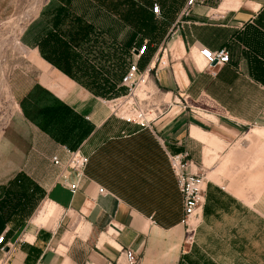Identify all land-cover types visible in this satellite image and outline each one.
<instances>
[{
  "label": "rangeland",
  "instance_id": "374dc122",
  "mask_svg": "<svg viewBox=\"0 0 264 264\" xmlns=\"http://www.w3.org/2000/svg\"><path fill=\"white\" fill-rule=\"evenodd\" d=\"M182 1L0 0V133L18 115L11 88L20 81L32 83L41 72L38 64L29 57L32 50L36 49L54 72L63 74L77 89L84 90L63 72L68 58L66 53L70 58L73 53L78 54L105 78H111L112 73L119 71L116 63L120 60L130 62V52L143 43L154 55L160 50V56L165 50L170 59L169 47L175 42L171 59L176 61L183 52L180 41L189 40L184 34L185 25L181 23L184 15L179 16L173 10ZM154 3L162 10L160 18L149 12ZM252 27L251 35L256 42L259 36H264V20L259 26ZM88 39L89 42L97 41L91 56L85 52L83 42ZM241 42L239 32L233 42L221 47L229 53L227 65L212 72L207 68L199 72L192 69L195 76L182 91L176 86L166 90L159 85V91H155L150 79L140 89L143 92L139 90L136 94L142 108L154 109L157 116L169 114L167 119L170 120L177 114L191 115L210 121L215 117L225 127L235 128L237 134L230 137L228 132H223L219 140H213L209 145L191 144V148L183 152L188 154L184 158L189 166L187 173L202 180L203 191L200 192L202 201L197 205L199 209L187 224L182 223L184 215L179 193L176 205L168 201L166 209L170 217H178V224L184 229L178 264H264V206L251 205L264 188V133L260 136L247 134L253 128L264 129V63L259 62L257 47L256 54L250 55L249 69L243 76L242 55L248 49ZM39 47L54 65L39 53ZM164 61L167 67V60ZM112 84L119 89V82L112 81ZM42 89L48 93L44 87ZM34 91L33 88L31 92ZM167 93L169 96L163 102ZM48 96L49 93L41 95L40 106L50 102ZM169 97L170 103H167ZM191 121L198 120L191 118ZM30 122L39 128L38 121ZM158 136L155 129L138 132L112 121L97 136L100 139L97 146L93 145L89 173L103 188L126 201L147 207L158 204L160 201L153 195L156 184L147 175L149 168H155L150 173L165 183L163 177L172 175L165 156L168 151L184 150L181 146L172 150L171 145H163ZM141 150L152 152V157L148 158L150 163L140 164H147L148 171L143 173L135 167L139 166ZM51 152L53 149L46 155L39 154L35 166L27 167L30 176L23 171L19 173L38 187L31 178L36 177L33 174L36 170H47L51 166ZM25 193L19 207H7L9 214L26 215L27 218L40 212L43 216L56 215L52 204L43 206V189H29ZM3 195L2 191L0 198ZM164 224L173 222L168 220Z\"/></svg>",
  "mask_w": 264,
  "mask_h": 264
},
{
  "label": "crops",
  "instance_id": "0c3cea01",
  "mask_svg": "<svg viewBox=\"0 0 264 264\" xmlns=\"http://www.w3.org/2000/svg\"><path fill=\"white\" fill-rule=\"evenodd\" d=\"M186 3L184 0L173 9L179 16L184 15L181 23L185 25L184 34L189 36L188 41H180V47L183 48L181 57L176 61L171 59L174 42L169 47L170 59L166 57V51L162 57V62L167 60V67L160 65L157 68L155 62L160 57V50L154 55L149 47L138 62L140 70L148 64H155L158 80L151 81L155 91H159L158 85L166 90L173 86L181 91L187 88L191 84L190 79L195 76L192 69L199 72L205 68L204 63L201 67L196 64L199 59L198 48L204 46L210 50L220 49L223 45L233 42L239 32L242 45L248 49V52L242 55V75L245 76L246 69H249L250 55L256 54L257 47L259 62L264 63V36H259L255 42L254 36L251 35L252 26H259L264 20V0H205L191 7H187ZM166 21L170 23L167 17ZM180 47L178 46V49ZM32 52L29 57L38 64L41 72L32 83L20 81L19 85L15 84L11 88L18 115L12 118L0 133V193L8 187L12 176L21 171L29 175L28 168L35 166L34 162L39 154L46 155L53 149L50 156L57 154L65 159L59 148L61 145L54 143L35 123L28 121L20 109V102L36 84L44 87L49 93L50 102L45 106L57 100L85 120L88 118L86 121L93 126V132L82 143L81 150L89 157V163L93 148L100 141L97 136L112 123L108 121L110 113L107 106L102 104L99 98L82 88L77 89L75 83L66 76L54 72L51 66L40 58L36 49ZM214 69L217 67L208 71L212 72ZM169 93L162 99L163 102H166L164 100H167ZM170 98L167 103H170ZM168 116L169 114L160 113L152 123V129H155L163 145H171L172 150H178L180 146L184 149L178 152L168 151V154L187 152L196 144L209 145L213 140L222 138L223 132H228L230 137L237 135L235 128L225 127L221 120L215 117L210 121L179 114L168 120ZM191 118L198 121H191ZM125 127L136 129L134 125ZM145 130L148 129L138 132ZM250 133L260 136L264 129L253 128L247 134ZM140 152L141 160L139 166L135 167L143 173L148 171L146 165L150 163L148 158L152 157V152ZM165 157L168 159L167 155ZM145 163L147 164L140 165ZM167 163L170 169L168 160ZM88 166L86 177L80 182L79 191L74 195L55 183L58 169L52 165L47 170H36L33 173L36 177L31 179L45 192L43 203L52 204L56 211L54 217L45 214L40 225L32 222L36 214L27 218L26 215H12L9 210L0 209V235L4 236L5 243L9 245L0 253V264H126L124 250H130L134 254L137 264H178L184 229L178 224V217H170L166 209L168 201H173L175 205L178 202V189L173 173L171 177H163V183L158 181L156 175L150 173L154 172L155 168H149L147 175L157 188L153 195L160 202L147 207L126 201L103 188L89 173ZM99 188H103L106 193L98 194ZM2 199L3 197L0 202ZM13 202L14 200L6 205L10 207ZM251 205L264 206V188ZM168 220L173 224H164Z\"/></svg>",
  "mask_w": 264,
  "mask_h": 264
},
{
  "label": "built area",
  "instance_id": "2783aa9c",
  "mask_svg": "<svg viewBox=\"0 0 264 264\" xmlns=\"http://www.w3.org/2000/svg\"><path fill=\"white\" fill-rule=\"evenodd\" d=\"M204 1L187 0L186 5L187 7H191ZM150 12L155 18L161 17L160 6L156 3L150 7ZM146 51L147 44L143 43L130 52L131 61L120 82V86L125 87L127 93L124 96L107 101L100 100V102L107 106L110 117L142 129L150 130L152 129V123L157 117L156 112H153L154 109L142 108L136 94L140 89L145 87L148 78L153 82L158 80L157 68L160 65H166V63L162 62V57L165 54V50H163V53L155 62L157 68H155V64H148L140 70L138 62ZM198 55L204 61V67L207 69L213 67L220 68L229 63V53L225 48L210 50L201 46L198 48ZM213 62H215V66L212 67L211 64ZM59 148L64 154L65 159L63 160L57 154L52 155L49 159L51 165L58 169L55 183L68 190L71 195H74L79 191L80 182L86 177L85 169L89 157L82 152L80 147L70 150L67 146L61 145ZM187 156V153L167 154L168 162L182 199L184 215L182 223L186 224L187 221H191L196 215V211L199 209L197 205L202 201L200 192L203 191L202 180H199L192 173H187L189 166L185 162L186 160L184 161V158ZM105 193L106 191L103 188L98 189V194L103 195ZM7 246L9 245L5 243L4 236L0 235V251L4 252ZM124 258L126 264H137V258L130 250H124Z\"/></svg>",
  "mask_w": 264,
  "mask_h": 264
},
{
  "label": "trees",
  "instance_id": "16d2710c",
  "mask_svg": "<svg viewBox=\"0 0 264 264\" xmlns=\"http://www.w3.org/2000/svg\"><path fill=\"white\" fill-rule=\"evenodd\" d=\"M150 14L154 17L151 12ZM75 21H78V19H76ZM83 42L85 45V52L88 53L89 56L93 55L92 52H95L96 50L95 45L97 41L95 39H92L89 42L88 39V42H85V40ZM38 50L39 53L41 52V54H43L40 47ZM65 55L68 58L65 59L66 69L63 72L70 78L75 80L77 83H79L81 86H83L92 96L107 98L108 100H111L124 96L127 93L125 87L120 86L119 89L116 90V87L114 84H112V81L119 82L120 84L121 79L125 74L130 62H125V59L120 60L118 63H116V68H118L119 71L112 73L111 78H105L102 74H99L97 71H95V69L87 60L84 61L83 59H81L78 54L73 53V56L71 58L69 57L68 53H66ZM44 58L49 63L53 64L52 61L46 56H44ZM74 69H76L75 73H73ZM34 90V92L26 95L20 102V107L22 109L24 117L29 121H38L39 129L47 136H49L53 142L59 145L67 146L70 150H75L79 147L82 148L81 144L91 135V133L93 132V126L81 115L75 113L68 106L57 101H55L50 106H40L39 102L41 101V95H45L48 93L39 86H35ZM108 121H116L122 123L125 126H131L128 123L112 117H109ZM134 130L140 131L143 129L136 127V129ZM29 189H37L39 191V188L33 185V183L29 181V179H27L23 174H17L15 178L8 183V187L3 189L4 195L2 201L0 202V209H7V207L9 206L5 205L9 204L13 200L14 202L10 207H19V205L22 204L24 197L26 196L25 192ZM178 193L180 195L179 190Z\"/></svg>",
  "mask_w": 264,
  "mask_h": 264
},
{
  "label": "bare ground",
  "instance_id": "6f19581e",
  "mask_svg": "<svg viewBox=\"0 0 264 264\" xmlns=\"http://www.w3.org/2000/svg\"><path fill=\"white\" fill-rule=\"evenodd\" d=\"M32 6V5H31ZM30 10V9H29ZM32 12V11H31ZM24 15H25V13H24ZM23 16V15H22ZM22 20V19H21ZM19 22H20V20H19ZM198 60H197V65L198 66H202L203 65V63H204V61L199 57V55H198ZM150 79L148 78L147 79V81H146V83L145 84H147V82L149 81ZM181 80V78H179V81ZM141 92H143V90H140ZM145 94H146V92H145ZM45 205H47V203H45L43 206H45ZM42 217H43V215H42V213L40 212L39 213V215H37V216H35L34 218H33V220H32V222L34 223V224H36V225H40L41 223H42Z\"/></svg>",
  "mask_w": 264,
  "mask_h": 264
},
{
  "label": "water",
  "instance_id": "95a60500",
  "mask_svg": "<svg viewBox=\"0 0 264 264\" xmlns=\"http://www.w3.org/2000/svg\"><path fill=\"white\" fill-rule=\"evenodd\" d=\"M211 66H212V67L215 66V62H213V63L211 64Z\"/></svg>",
  "mask_w": 264,
  "mask_h": 264
}]
</instances>
